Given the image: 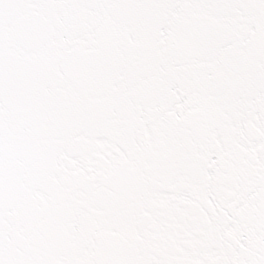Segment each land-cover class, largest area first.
Returning <instances> with one entry per match:
<instances>
[{
  "label": "snow or ice",
  "instance_id": "obj_1",
  "mask_svg": "<svg viewBox=\"0 0 264 264\" xmlns=\"http://www.w3.org/2000/svg\"><path fill=\"white\" fill-rule=\"evenodd\" d=\"M0 264H264V0H0Z\"/></svg>",
  "mask_w": 264,
  "mask_h": 264
}]
</instances>
